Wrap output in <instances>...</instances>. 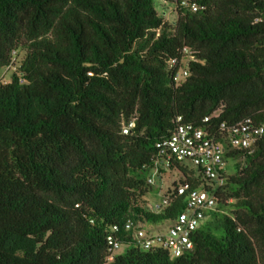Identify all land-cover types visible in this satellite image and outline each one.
<instances>
[{
  "label": "trees",
  "instance_id": "1",
  "mask_svg": "<svg viewBox=\"0 0 264 264\" xmlns=\"http://www.w3.org/2000/svg\"><path fill=\"white\" fill-rule=\"evenodd\" d=\"M182 1L162 2L166 20L152 0H0V264H264V135L250 148L228 138L264 124V0ZM183 49L193 60L176 83L167 63ZM180 124L219 141L225 166L192 250L172 258L124 226L185 210L175 191L144 202Z\"/></svg>",
  "mask_w": 264,
  "mask_h": 264
},
{
  "label": "built area",
  "instance_id": "2",
  "mask_svg": "<svg viewBox=\"0 0 264 264\" xmlns=\"http://www.w3.org/2000/svg\"><path fill=\"white\" fill-rule=\"evenodd\" d=\"M181 3L185 5L186 0ZM191 7L193 11L196 10L194 4ZM183 53L185 57L182 60L172 58L167 63L171 77L176 83L188 76L187 65L193 60L187 49H183ZM13 58H15V52H13ZM10 69L14 71V68L8 67L3 74ZM19 81L23 82L22 79ZM130 127L132 124L123 127V133H127ZM223 128L225 126L221 125V129ZM228 133L229 143L233 148H250L258 138L264 135V124L255 126L246 120L229 127ZM223 151V145L219 141L211 135H206L203 129L191 124L178 125L169 139L160 146L147 174L146 182L150 186L157 187L156 198L162 201L153 205L147 204V207L150 210L162 207L169 195V190L175 191L178 196L186 197L185 210L176 217L172 224L161 228L149 227L148 229L145 225L126 222L125 230L133 232L142 250L162 249L167 251L172 258L192 250L193 244L190 236L199 227L204 214L214 209L215 192L223 183L220 176L225 166ZM173 163L181 164L194 172L199 182L198 187L193 189L188 184L180 183V175L172 170ZM170 174L174 176L171 186H167L166 181ZM110 244L113 245L114 252L119 250L120 247L117 244L112 242Z\"/></svg>",
  "mask_w": 264,
  "mask_h": 264
},
{
  "label": "rangeland",
  "instance_id": "3",
  "mask_svg": "<svg viewBox=\"0 0 264 264\" xmlns=\"http://www.w3.org/2000/svg\"><path fill=\"white\" fill-rule=\"evenodd\" d=\"M152 1H153V4H154L155 8L159 12V14L164 19L170 20L171 19V13H172L170 6H168V4H166V3L162 4V2H159L158 0H152ZM12 70L13 69L7 70L3 75H1L2 82H4V83L9 82L10 77H11V73H12ZM228 164H231V161H229ZM228 164H226V166H228ZM173 176H174V174H170V176L168 177V179L166 181L167 182L166 183L167 186H169V185L171 186V180L173 179ZM166 185H165V187H166ZM153 188H154L153 192L147 194L144 197V202L147 203V204H149V205L157 204V203H160L162 201V199L156 198L155 193L158 190L157 187H153ZM145 227H147L149 229V226L145 225Z\"/></svg>",
  "mask_w": 264,
  "mask_h": 264
}]
</instances>
